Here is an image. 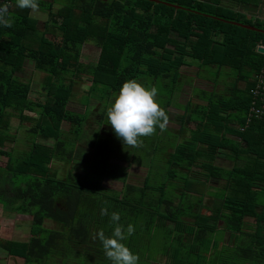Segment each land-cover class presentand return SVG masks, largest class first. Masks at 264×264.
Instances as JSON below:
<instances>
[{
  "label": "trees",
  "instance_id": "trees-1",
  "mask_svg": "<svg viewBox=\"0 0 264 264\" xmlns=\"http://www.w3.org/2000/svg\"><path fill=\"white\" fill-rule=\"evenodd\" d=\"M64 1L53 13L57 1L38 0L37 9L49 17L44 30H57V42L36 34L31 9L9 12L12 27L0 25V157L6 158L0 167V207L31 218L29 239H0V251L24 264H47L53 258L62 264L71 254L78 264H111L97 233L111 236L110 214L119 212L120 224L134 226L124 243L138 255V264H150L156 256L165 264H264V123L239 130L246 123L251 82L243 89L234 86L227 96L213 91L209 97L198 90L196 98L204 104H178L183 111L173 118L177 135L163 130L169 132L165 141L171 149L165 161L157 158L166 149L159 128L154 147L146 151L142 144L147 140L141 137L127 154L131 146L115 136L107 121L85 140L89 113L67 109L87 41L100 45L87 101L94 99L106 109L125 81L150 79L164 85L165 96L170 94L162 105L169 119L171 93L185 60L216 69L215 80L221 68L232 70L237 82L264 66V55L257 53L264 35L231 24L264 30V20L241 21L240 10L222 6L223 0ZM234 2L241 9L253 6L249 0ZM26 59L45 74L44 102L30 101V84L15 76ZM25 113L37 117L26 131L29 150H3L5 141L13 139L10 120L23 121ZM63 123L70 129L60 137ZM83 140L90 158L82 173L69 168L64 178H56L51 161L72 165ZM219 156L231 162L230 169L214 164ZM133 161L147 169L139 187L126 182L127 167L120 165ZM105 179L121 183V192L103 187ZM213 179L224 182L216 193L208 190ZM207 193L216 203L204 212ZM218 221L224 229L218 230ZM216 232L227 233L231 242L219 245L222 234L214 238ZM152 242L157 247L145 258L149 250L144 249Z\"/></svg>",
  "mask_w": 264,
  "mask_h": 264
},
{
  "label": "rangeland",
  "instance_id": "rangeland-1",
  "mask_svg": "<svg viewBox=\"0 0 264 264\" xmlns=\"http://www.w3.org/2000/svg\"><path fill=\"white\" fill-rule=\"evenodd\" d=\"M45 1H51V0H45ZM57 1L54 6H53V13H56L59 9L61 4L65 2L64 0H53ZM106 2H110V0H102ZM248 4L253 5V6H247L245 9L243 6H237L235 5L234 0H223L222 1V6H227L229 8H233L236 10H240V13L245 16L241 21H249V23H252V20L254 19L257 20H263L261 18H264V0H249ZM259 4L256 8V5ZM221 6V5H220ZM221 6V7H222ZM17 9H20L16 7V0H12L11 6L9 7V12L11 15H14L15 11ZM29 16L33 19L36 20V28H37V35L43 34L45 38L51 39L53 41H59V33L57 30L49 27V31H45L43 24L49 19L47 13L45 11H40L38 9L35 10H30ZM56 19V22H60V19L57 18V16L54 17ZM235 23V22H233ZM262 23V22H261ZM248 26V25H245ZM252 27V26H250ZM261 30V29H259ZM257 45H263L264 46V39L260 40L257 42ZM100 52V45L87 41L82 49H81V54H80V67H81V72L80 74L77 75L76 78L72 79V93H71V99L68 103L67 109L71 112L74 113H89L85 126H84V139H88L90 136H94L96 134V129H98V125L102 124L107 121V117L103 119V110H107L111 106L110 102L109 106L104 109H102V104L97 103L94 101V99L89 98L88 99V89L90 86V79L92 77V73L94 71V67L96 65L98 56ZM264 55V54H263ZM264 58V56H263ZM187 63V66H183L179 69L181 76L178 78L176 81L174 91L171 93V96L173 95L172 98V105L167 109L170 111V114L173 116L169 117L168 123L166 125V129L172 134L177 135V130H178V122L177 120H173V118L181 114L183 111L182 109L179 108V105L185 106L188 103H193V104H204V102H201L196 98V92L198 93V90H203L207 92V94L210 97V92H215L217 95H222V96H227L229 92L231 91L234 86L243 89L246 86H250V80L252 79V75L247 74L246 78L244 80H241L239 82L236 81L235 78V73L229 69H224L221 68L219 74L217 75V79H213L215 76L216 69L214 68H203L199 65V63L191 61V60H185ZM21 80L22 82H28L30 84V89L31 93L29 96L30 101H39V102H44V96L41 91V85L45 81V74L40 73L38 71L34 70V63L33 61H30L29 59L24 60L23 66L19 72L15 74ZM141 84H146L144 86L146 87H153L155 86L158 89V94L156 99L159 101L160 106L164 104L166 101V96L168 97V94L165 96V88L164 85H160L158 82L153 83L150 79L144 80V81H138ZM177 85V86H176ZM169 86H171L169 84ZM248 86V87H249ZM207 95V96H208ZM87 98V99H86ZM179 104V105H178ZM107 111H106V116H107ZM27 119L20 121L16 118H12L10 120L9 124V130L8 134L10 136H13V139L5 141L3 145V150L5 151H14L16 153L18 152H25L29 150V142L27 140V130L31 128V126L37 121V117L33 113H25L24 114ZM70 129V126L68 124L63 123L61 126V133L60 137H65L67 131ZM101 130L103 132V128L101 127ZM166 131H161L160 134H162V139L164 138V141L162 144L165 146V153L161 151V154L157 157L159 159H165L167 158V153L171 152V149L169 148L167 144V140L165 141L167 135L169 136V132ZM185 134V133H184ZM156 135L155 133L151 136H147L144 139L147 140V143H143L142 146L145 147V150L147 151L148 149H151L154 147L152 144L155 142ZM182 137L180 136V140ZM85 140L81 141L78 145L77 148L79 150L78 158L72 162V165H67L64 163H60L53 159L50 164V168L53 169L55 172L56 178H64L66 171L69 168L76 169L78 173H82L84 170V167L86 166V162L89 161L90 158V149L86 147V142ZM172 142H175L176 137L172 136L171 137ZM38 141H41L40 139ZM52 142V141H49ZM163 145H159V149L164 148ZM133 147H131L130 150H127L126 153L129 154V152L132 150ZM150 156L147 157L149 159ZM136 159V158H135ZM162 161V160H160ZM6 163V158L5 157H0V167H4ZM214 164L217 167L224 168V169H230L232 164L229 162L226 158L219 156L214 162ZM123 167H127V178L126 182L128 184H131L133 186H141L143 183V180L146 176L147 169H145L144 163L139 165L138 163H135L134 161L130 164H125V163H120ZM196 168H193L192 171H195ZM211 187L208 189L210 193H216L218 192V189L224 186V182L220 181L219 179L212 180L209 184ZM103 187L115 191V192H121L122 190V184L119 182H113L110 180L105 179L103 181ZM212 195V194H211ZM211 195L208 193L206 194L204 200H203V211L207 212V208H211L216 201L211 198ZM214 195V194H213ZM210 196V197H208ZM183 208L185 207L186 203L183 202ZM206 207V208H205ZM218 230L224 229V223L221 221H218ZM31 223V218L28 216H19V215H13V214H7L2 212V209L0 207V239L6 240V241H22L25 242L29 239L30 233H29V226ZM249 223V222H248ZM252 224V223H251ZM166 226L169 228H172L173 225L169 222L166 223ZM47 227H51V225H47ZM246 231H251V228H247ZM222 234V235H221ZM221 235V239L219 241V245L223 244H229L231 242L230 238L228 237L227 233H220L216 232L215 236ZM157 247L156 242H152L147 248L144 250H149L145 256V258H149L151 255V250H155ZM143 250V252H144ZM1 254H4V252L0 251ZM5 258H7V255L4 254ZM1 257V255H0ZM144 255L142 256V258ZM75 257H72V254L70 258L62 264H78L77 259H74ZM141 258L142 262H145L146 260H143ZM3 260V258H0V260ZM54 259V258H53ZM48 260L47 264H61L59 259H54V260ZM156 261H149L150 264H165V259L161 256H156L155 257ZM0 261L1 264H5V261ZM12 261V260H11ZM15 261V260H14ZM148 263V261H147ZM7 264H10V261L7 260ZM11 264H16V263H11ZM18 264H24L23 261H18ZM32 264V263H29ZM42 264V263H41ZM45 264V263H44ZM90 264V263H89Z\"/></svg>",
  "mask_w": 264,
  "mask_h": 264
},
{
  "label": "clouds",
  "instance_id": "clouds-1",
  "mask_svg": "<svg viewBox=\"0 0 264 264\" xmlns=\"http://www.w3.org/2000/svg\"><path fill=\"white\" fill-rule=\"evenodd\" d=\"M20 9L38 8V0H16ZM0 25L12 27V19L7 5H0ZM158 89L146 87L135 79L125 81L107 111V123L115 136L124 145L131 147L140 144V138L151 136L159 128L163 131L168 123V116L156 99ZM108 215L107 209L101 210ZM110 222L113 225L111 236H105L103 230L97 233L104 255L111 264H138L139 257L124 243L135 231L132 224L125 228L120 224V213L112 212Z\"/></svg>",
  "mask_w": 264,
  "mask_h": 264
},
{
  "label": "built area",
  "instance_id": "built-area-1",
  "mask_svg": "<svg viewBox=\"0 0 264 264\" xmlns=\"http://www.w3.org/2000/svg\"><path fill=\"white\" fill-rule=\"evenodd\" d=\"M0 5H7L9 9L11 2L10 0H0ZM261 19L264 20V18ZM258 48L264 49V46L259 45L257 46V49ZM250 82L252 85L249 89V109L245 126L239 128L241 131L253 122L264 123V66L260 67L259 70L253 74Z\"/></svg>",
  "mask_w": 264,
  "mask_h": 264
},
{
  "label": "water",
  "instance_id": "water-1",
  "mask_svg": "<svg viewBox=\"0 0 264 264\" xmlns=\"http://www.w3.org/2000/svg\"><path fill=\"white\" fill-rule=\"evenodd\" d=\"M148 1H151L152 3L153 2H158V1H155V0H148ZM231 24L236 25L238 27H242V28H244L246 30L253 31V32H258V33L264 35V30H259V29L255 28V27L245 26V25H241V24H237V23H233V22H231ZM257 53L264 54V49L258 48L257 49Z\"/></svg>",
  "mask_w": 264,
  "mask_h": 264
},
{
  "label": "crops",
  "instance_id": "crops-1",
  "mask_svg": "<svg viewBox=\"0 0 264 264\" xmlns=\"http://www.w3.org/2000/svg\"><path fill=\"white\" fill-rule=\"evenodd\" d=\"M260 6V5H259ZM4 254H6V253H4ZM4 254H1L0 253V255H1V257L0 258H3V260L2 261H5V264H7V260H9L10 261V264L11 263H16V264H18V261L20 262V261H23V260H21V259H18V258H13V257H9V256H7V258H5V256H4ZM0 260V261H1ZM12 260V261H11ZM15 260V261H14ZM1 264V263H0Z\"/></svg>",
  "mask_w": 264,
  "mask_h": 264
}]
</instances>
